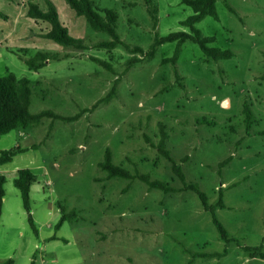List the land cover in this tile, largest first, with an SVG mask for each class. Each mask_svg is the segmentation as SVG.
<instances>
[{
    "label": "rangeland",
    "instance_id": "obj_1",
    "mask_svg": "<svg viewBox=\"0 0 264 264\" xmlns=\"http://www.w3.org/2000/svg\"><path fill=\"white\" fill-rule=\"evenodd\" d=\"M91 1L101 16L116 13V33L130 50L97 48L110 37L91 29L65 0L21 3L42 11L51 3L82 49L0 46V77L8 71L30 82L29 111L60 116L41 117L0 138V153L25 150L0 165V260L264 264V0H217L218 20L206 16L196 28L214 37L208 47L232 56L213 61L186 41L175 65L167 59L176 42L157 46L152 56L147 52L155 34L189 33L180 23L191 8L180 0H153L152 19L143 0ZM29 36L42 39L38 30ZM40 52L57 58L37 71L20 59ZM106 153L129 178H110L101 169ZM20 169L36 177L30 189L36 234L13 184ZM143 178L169 191L151 188ZM188 185L205 195L227 242ZM60 209L69 219L57 227Z\"/></svg>",
    "mask_w": 264,
    "mask_h": 264
},
{
    "label": "trees",
    "instance_id": "obj_2",
    "mask_svg": "<svg viewBox=\"0 0 264 264\" xmlns=\"http://www.w3.org/2000/svg\"><path fill=\"white\" fill-rule=\"evenodd\" d=\"M3 1L14 2V0ZM143 1L149 15L152 17V19H154L156 17L155 15L157 13V9L155 4L153 3V0ZM216 1L217 0H180V4L187 6L192 10V14L180 23L182 26L189 29V33L177 31L169 33L168 35L163 37L155 34L153 43L150 46V50L147 52L148 56H152L154 54L157 46H160L164 43L176 42V48L172 57L167 59L168 62L175 65L181 45L186 41H190L198 45L201 52L208 59L218 61L221 59L230 58L232 56V53L230 51L208 47V44L214 41V37H205L202 35L200 30L196 28V24H198L206 16H210L214 20H218V16L216 13ZM65 3L77 17H83L91 27V29L96 32L105 33L110 37V41H102L98 43L97 48L112 50L116 46L120 45L125 47L127 50H130L129 46L123 43L116 33L117 15L115 12L106 10L104 11V15L101 16L98 9L94 6L91 0H65ZM26 16L30 19L46 23L48 25V30L40 34L43 39L56 43L63 48L73 47L76 49H82L81 40L74 39L68 35L67 29L60 22L57 11L51 3L47 2L46 10L42 11L39 9L38 5L32 2H27ZM0 18H6L1 11ZM133 50L134 53L142 52L140 48H134ZM50 58L56 59L57 56L56 58H52L51 54L40 52L30 58L20 57L27 68L33 71H37L42 68L45 65L44 63ZM95 62L99 63L102 66H105V63L101 60H96ZM30 99V82L26 78H17L13 73H10L8 71L4 76L0 77V138L16 129H29L33 124L37 123L41 117H60L49 111H41L36 114H32L29 111ZM158 149L160 150L161 147H159ZM24 151V149H21L19 147L8 151H2L0 153V165L10 162L17 153ZM160 152L169 159L166 151L160 150ZM100 167L109 175L110 178L127 179L130 177V175L126 171L111 164V155H109L108 153H106L105 159L100 164ZM173 170L177 174L179 179L184 182L183 175L181 174L179 169L173 167ZM143 180L147 182L151 188L166 192L169 191L167 186L163 185L162 183L148 182L146 178H143ZM35 182L36 177L28 169L18 170L16 172V176L13 179L15 188L20 192L23 208L27 213L28 223L33 232L36 234L37 232L30 214V189ZM4 184L5 178L0 174V208L2 205V200L4 198ZM188 189L194 191L198 195L204 209L212 213L213 224L217 232L219 233L220 238L227 242L228 240L226 231L216 219L213 207L208 206L205 195L194 185H188ZM60 212L63 215L61 216L57 227H59L65 220L69 219L64 214L62 209H60ZM51 239L54 240L56 238L52 237ZM0 264H13V261L11 259L0 260ZM30 264H33V262H31Z\"/></svg>",
    "mask_w": 264,
    "mask_h": 264
},
{
    "label": "crops",
    "instance_id": "obj_3",
    "mask_svg": "<svg viewBox=\"0 0 264 264\" xmlns=\"http://www.w3.org/2000/svg\"><path fill=\"white\" fill-rule=\"evenodd\" d=\"M0 11L6 17L5 19L0 18V46L4 45L3 47L6 48H8L9 46L20 47L22 50L33 47L39 49L45 44L51 47H55L56 43H53L49 40L37 38L34 41L33 39H31L32 37L29 36V32L38 30L40 34H42L46 32V30H48V27L44 26V24H35V26H37L38 28H34L33 21L34 23L38 21L30 19L26 16L27 6L25 4H22L21 0H14V2L0 0ZM40 27L43 28L41 29ZM19 39H21L22 41H18ZM13 40H15V42ZM41 40L43 42H41ZM8 42H14V44L10 45Z\"/></svg>",
    "mask_w": 264,
    "mask_h": 264
}]
</instances>
